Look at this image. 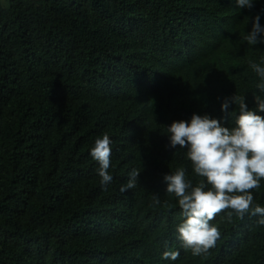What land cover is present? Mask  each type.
I'll use <instances>...</instances> for the list:
<instances>
[{"label": "trees", "instance_id": "obj_1", "mask_svg": "<svg viewBox=\"0 0 264 264\" xmlns=\"http://www.w3.org/2000/svg\"><path fill=\"white\" fill-rule=\"evenodd\" d=\"M258 14L264 26V0L251 10L234 0L0 7V264H264V225L227 210L211 221L221 236L207 254L180 248V209L162 182L180 167L197 179L163 127L221 119L234 94L255 107L248 64L264 45L243 35ZM105 134L113 181L101 186L89 151ZM132 170L137 185L122 192ZM252 191L264 206V181ZM166 250L180 255L162 259Z\"/></svg>", "mask_w": 264, "mask_h": 264}, {"label": "clouds", "instance_id": "obj_2", "mask_svg": "<svg viewBox=\"0 0 264 264\" xmlns=\"http://www.w3.org/2000/svg\"><path fill=\"white\" fill-rule=\"evenodd\" d=\"M258 0H234L238 10H251ZM261 15L251 19V30L244 33L243 42L253 49L264 45V26ZM248 67L257 77L252 93L255 107L249 109L245 95L234 94L224 98L220 105L221 119L193 114L188 121H175L163 127L167 147L183 150L197 178L186 179V169L163 176L164 191L176 199L180 222L174 229L180 248L193 256H202L214 248L220 239L219 228L211 223L218 213L226 218L243 219L245 215L258 217L264 225V206L254 202L252 190L262 187L264 181V58L250 61ZM231 108V111L229 110ZM225 120L228 121L225 126ZM111 139L105 134L97 138L89 151L96 162L95 169L101 186L113 181L111 166ZM140 172L128 173L122 192L136 187ZM159 203V201H156ZM178 251L166 250L162 259L175 261Z\"/></svg>", "mask_w": 264, "mask_h": 264}, {"label": "rangeland", "instance_id": "obj_3", "mask_svg": "<svg viewBox=\"0 0 264 264\" xmlns=\"http://www.w3.org/2000/svg\"><path fill=\"white\" fill-rule=\"evenodd\" d=\"M10 0H0V7L1 8H6L8 6V2Z\"/></svg>", "mask_w": 264, "mask_h": 264}]
</instances>
